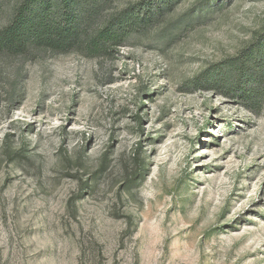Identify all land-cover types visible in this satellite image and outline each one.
I'll use <instances>...</instances> for the list:
<instances>
[{"label": "rangeland", "instance_id": "obj_1", "mask_svg": "<svg viewBox=\"0 0 264 264\" xmlns=\"http://www.w3.org/2000/svg\"><path fill=\"white\" fill-rule=\"evenodd\" d=\"M153 6L105 57L0 53V264H264V97L195 81L264 0Z\"/></svg>", "mask_w": 264, "mask_h": 264}, {"label": "trees", "instance_id": "obj_2", "mask_svg": "<svg viewBox=\"0 0 264 264\" xmlns=\"http://www.w3.org/2000/svg\"><path fill=\"white\" fill-rule=\"evenodd\" d=\"M113 1L18 0L10 18L0 26V53L26 56L47 50L57 54L79 52L94 58L110 55L125 43L128 31L154 15V0H142L137 4V14L133 6L102 20ZM229 72L234 81H228V90L256 105L264 97V38L238 56L206 68L195 81L225 87L223 75ZM229 91L224 93L233 95Z\"/></svg>", "mask_w": 264, "mask_h": 264}]
</instances>
